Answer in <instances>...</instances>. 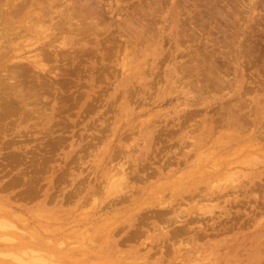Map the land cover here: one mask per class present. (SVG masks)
<instances>
[{
	"label": "rangeland",
	"instance_id": "obj_1",
	"mask_svg": "<svg viewBox=\"0 0 264 264\" xmlns=\"http://www.w3.org/2000/svg\"><path fill=\"white\" fill-rule=\"evenodd\" d=\"M3 2L0 264H264V0Z\"/></svg>",
	"mask_w": 264,
	"mask_h": 264
},
{
	"label": "bare ground",
	"instance_id": "obj_2",
	"mask_svg": "<svg viewBox=\"0 0 264 264\" xmlns=\"http://www.w3.org/2000/svg\"><path fill=\"white\" fill-rule=\"evenodd\" d=\"M4 0H0V8L2 7V5L4 4V2H3ZM49 0H44V2H46L47 3V5H46V10H42V7H43V4L39 7V9H40V11H42V12H47V11H50V9H51V0L48 2ZM141 1V0H140ZM31 2V1H30ZM151 2V1H150ZM150 2H148V3H150ZM19 3H21V2H19ZM101 3V2H100ZM145 3H147V2H145ZM263 3V2H262ZM13 5V4H12ZM30 6L32 5L31 3L29 4ZM147 5V4H146ZM229 5V4H228ZM21 6V5H20ZM34 6V5H33ZM67 6V5H66ZM101 6V5H100ZM157 6V5H156ZM17 7H19V5H17L16 4V8ZM65 7V6H64ZM192 7H193V5H192ZM22 8H24V6L22 7ZM21 8V9H22ZM2 9V8H1ZM18 9H20V8H18ZM139 9V8H138ZM148 9H150V8H148ZM157 9V8H156ZM159 9V8H158ZM210 10H211V8H209ZM16 10V9H15ZM141 10V9H140ZM215 10V9H214ZM19 11V10H18ZM16 11L18 14H19V12L21 13V11ZM22 11H24L23 9H22ZM62 11V10H61ZM81 11V10H80ZM13 12H15L14 10H13ZM75 12V11H74ZM73 12V13H74ZM1 14H2V17H1V21H3L2 22V24H0V40L2 41V42H0V43H4V45H1V47L0 48H2V52L0 53V67H2V74L3 73H5V75L3 76L4 77V81H6L5 82V84L7 83V81H11L12 79H14L15 78V76H16V74H20V73H16V71L15 70H13L16 66H18L19 67V65H21L20 64V62H19V65H18V63H14V64H12V65H10V62H13V61H15V60H17L16 58V53H18L17 51H15L14 53H15V55L13 54V51L15 50V48H12V47H10L11 45H10V43H13V41H15V40H22L23 38H26L27 36H28V34L32 31V27L35 25V23L36 22H38L39 21V19H41L40 17H38V16H35V15H33V13L31 12V10L29 11H25L23 14H21L20 16L21 17H24L26 20L25 21H27L26 23H20V22H23V21H20L18 24H16V26H11V24L9 25L5 20H9L8 18H6L7 16H9V13L4 9H2L1 10V12H0ZM51 13V12H50ZM56 13H58V12H56ZM78 13V12H77ZM124 13V12H123ZM218 13V12H217ZM216 13V14H217ZM12 14V13H11ZM14 14V13H13ZM62 14V13H61ZM60 14V15H61ZM75 14V13H74ZM134 14V13H133ZM73 15V14H72ZM222 14H220V16H221ZM47 16H49V15H47ZM46 16V17H47ZM144 16V15H143ZM147 15H145V17H146ZM223 16V15H222ZM16 17H17V14H16ZM38 17V18H37ZM53 17V16H52ZM56 17V16H55ZM103 17V16H102ZM120 17V16H119ZM60 18V17H59ZM84 18V17H83ZM148 18V17H147ZM151 18H152V16H151ZM195 18V17H194ZM43 19V18H42ZM80 19V18H79ZM85 19V18H84ZM137 19V18H136ZM211 19V18H210ZM46 20H48V18L46 19ZM49 20H52V18H49ZM141 20V19H140ZM139 20V21H140ZM142 20H143V18H142ZM61 21L63 22V20L61 19ZM81 21V20H80ZM82 21H83V19H82ZM129 21V20H128ZM136 21V20H135ZM53 22H54V20H53ZM61 22V23H62ZM66 22V21H65ZM125 22V21H124ZM131 22V21H130ZM193 22V21H192ZM196 22V21H195ZM55 23V22H54ZM59 23V22H58ZM57 23V24H58ZM121 23V22H120ZM128 23V22H127ZM132 23V22H131ZM152 23V22H151ZM191 23V22H190ZM198 23V22H197ZM41 24H42V22H41ZM67 24V23H66ZM138 24V23H137ZM149 24V23H148ZM189 24V23H188ZM193 24V23H192ZM196 24V23H195ZM56 25V24H55ZM60 25V23L58 24V26ZM94 25V24H93ZM129 25V24H128ZM51 26H52V23H51ZM61 26H63L62 24L59 26V27H57V29L56 30H62L63 29V27L61 28ZM68 26V25H67ZM82 26V25H81ZM123 26H124V24H123ZM127 26V25H126ZM125 26V27H126ZM150 26V25H149ZM188 26V25H187ZM53 27V26H52ZM128 27V26H127ZM138 27H140V26H138ZM190 27V26H189ZM47 28V27H46ZM133 28V27H132ZM127 29V28H126ZM52 30V29H51ZM119 31V30H118ZM152 31V30H151ZM133 32V31H132ZM137 32V31H136ZM34 33V32H33ZM149 33V32H148ZM215 33V32H214ZM31 34V33H30ZM35 34H37V31H36V33ZM61 34V33H60ZM150 34V33H149ZM153 34V33H152ZM156 34V33H155ZM34 35V34H33ZM139 35V34H138ZM31 36V35H30ZM39 36V35H38ZM38 36H36V38L38 37ZM197 36V35H196ZM62 37V36H61ZM151 36L149 35V37L148 38H150ZM227 37V36H226ZM35 38V39H36ZM46 38V37H45ZM45 38H43V43H41L40 45H42V47H45L44 49H45V51H47V50H49V49H51V48H53V50H54V48H57L58 49V47L57 46H54L53 45V47H51L52 45H51V43H52V41H54V39L53 40H50V41H48V40H45ZM190 38V37H189ZM32 39V38H31ZM34 39V40H35ZM47 39V38H46ZM228 39V38H227ZM25 40H28V39H24L23 41H25ZM30 40V39H29ZM214 40V39H213ZM23 41H22V43H23ZM37 41V40H36ZM35 41V42H36ZM42 41V40H41ZM20 42V41H19ZM30 42V41H29ZM27 43V42H26ZM62 43V42H61ZM18 44V43H17ZM33 44V43H32ZM32 44H31V46H32ZM39 44V43H38ZM55 44V43H54ZM19 45H21V44H19ZM35 45V44H34ZM57 45H58V42H57ZM61 44H60V41H59V46H60ZM64 45V44H63ZM14 47V46H13ZM24 47V43H23V46H22V48ZM26 47V46H25ZM30 47V46H29ZM34 47V46H33ZM35 47H36V45H35ZM28 48V47H27ZM26 48V49H27ZM249 48V47H248ZM41 49H43V48H40V50ZM201 49V48H200ZM20 50V49H19ZM30 50V49H29ZM28 50V53L30 52ZM36 50H38V49H36ZM20 51H22V50H20ZM23 51H24V49H23ZM22 51V52H23ZM26 51V50H25ZM32 51V50H31ZM35 51V50H34ZM44 51V50H43ZM45 51L43 52V53H45ZM64 51H66V50H64ZM196 51V50H195ZM48 52V51H47ZM57 52V51H56ZM59 52V51H58ZM57 52V53H58ZM208 52V51H207ZM210 52V51H209ZM213 52H214V50H213ZM20 53V52H19ZM31 53V52H30ZM40 53V52H39ZM60 53V52H59ZM227 53V52H226ZM21 54V53H20ZM27 54V53H26ZM25 54V55H26ZM34 54H35V52H34ZM52 54V53H51ZM50 54V55H51ZM211 54H212V51H211ZM217 54H219V53H217ZM18 55V54H17ZM24 55V54H23ZM36 55V54H35ZM37 55H40V54H37ZM222 55H223V53L221 54V57H222ZM21 56V55H20ZM19 56V58H20V60H21V58H23V56L22 57H20ZM230 56V55H229ZM29 57H30V55H29ZM207 57V56H206ZM220 57V56H219ZM19 58H18V60H19ZM37 58V57H36ZM210 58V57H209ZM211 58H213V56L211 57ZM34 59V60H33ZM39 59V58H38ZM44 59H45V57H44ZM205 59V58H204ZM207 59V58H206ZM22 60H24V61H27L28 62V64L31 66V67H33L34 69H39V71L41 70L42 72H47L46 70H44V69H42V68H40V65L42 64H38V62H37V59L35 60V56L33 57V58H24V59H22ZM48 60V59H47ZM46 60V61H47ZM49 60H51V58L49 59ZM190 59H188V61H189ZM53 61V60H52ZM16 62H18V61H16ZM185 62V61H184ZM198 62V61H197ZM7 63H9V65H7ZM196 63V62H195ZM191 64V63H190ZM28 65V66H29ZM11 66V67H10ZM25 66V65H24ZM23 66V67H24ZM43 66H44V64H43ZM187 66V65H186ZM193 66V65H192ZM11 68V69H10ZM50 68V67H49ZM16 69V68H15ZM25 69V68H24ZM27 69H28V67H27ZM200 70H202V69H200ZM25 71V70H24ZM17 72H19V71H17ZM189 73V72H188ZM186 74V73H185ZM214 74V72L212 73V75ZM204 76H205V74H203ZM215 75V74H214ZM2 76H0V79H2ZM185 76V75H184ZM202 77V76H201ZM219 77V76H218ZM200 79V78H199ZM211 79V78H210ZM2 80H0V82H1ZM3 81V82H4ZM16 82V81H15ZM19 82V81H18ZM5 84L4 83H0V85L2 86V87H4L5 86ZM22 84H24L23 82H22ZM195 84V83H194ZM197 84V83H196ZM4 85V86H3ZM0 86V87H1ZM13 86V85H12ZM16 86V85H15ZM1 87V88H2ZM8 87V86H7ZM6 86L4 87L5 88V90H6V88H7ZM4 88H2L1 90H3ZM13 89H15V88H13ZM9 90H11L10 89V87H9ZM28 90V89H27ZM35 91V90H34ZM1 92V91H0ZM4 92H6V91H4ZM13 92H14V90H13ZM3 93V92H2ZM32 93V92H31ZM33 94V93H32ZM5 95H7V92H6V94ZM9 95V94H8ZM11 95V94H10ZM16 95V94H15ZM19 96H17L18 98L20 97V94H18ZM26 95V94H25ZM30 95V94H29ZM13 96V95H12ZM22 97H23V95L21 96V99H22ZM4 98V97H3ZM5 98H8L7 96H5ZM4 98V99H5ZM13 98H15V96H13ZM24 98V97H23ZM3 99V100H4ZM8 99H10V100H13V99H11L10 97L8 98ZM20 98H19V100H21ZM0 100L2 101V99L0 98ZM10 100H8V102L10 101ZM19 100H17V101H19ZM22 101H23V99H22ZM20 102V101H19ZM18 102V103H19ZM2 103V102H1ZM1 103H0V105H1ZM7 103V102H6ZM11 103H16V101H15V99H14V101H11ZM10 103V104H11ZM8 104V103H7ZM28 104L29 103H27V106H28ZM17 105V104H16ZM24 105H26V104H24ZM4 106V105H3ZM23 106V105H22ZM4 108V107H3ZM2 108V109H3ZM22 108H25L24 106L22 107ZM1 109V110H2ZM4 110V109H3ZM2 110V111H3ZM7 110V109H6ZM6 110H5V112H6ZM12 110H14V109H12ZM11 110V111H12ZM19 110V109H18ZM27 110H28V108H27ZM26 110V111H27ZM23 111V110H22ZM25 111V110H24ZM25 111V112H26ZM32 112V111H31ZM2 113H4V111L2 112ZM7 113H9V112H7ZM14 113V112H13ZM17 114H18V112H17ZM24 114V113H23ZM28 114V113H27ZM31 114V113H30ZM6 115V114H5ZM9 115V114H8ZM11 115H13V114H11ZM14 116V115H13ZM23 116V115H22ZM27 116V115H26ZM30 116V115H29ZM8 117V116H7ZM17 119V118H16ZM21 119V118H20ZM26 119V118H25ZM29 119V118H28ZM2 120V119H1ZM1 124V123H0ZM4 124V123H3ZM6 126V125H5ZM5 128V127H4ZM1 221V220H0ZM8 225V224H7ZM10 225H12L11 223L8 225V226H10ZM6 226V224H4V223H2V221L0 222V229L1 228H4ZM8 228V227H7ZM12 228V227H11ZM6 237V236H5ZM1 238H2V236H1ZM8 255V254H7ZM11 255H13L12 253H11ZM10 255V256H11ZM11 258H14L13 256L11 257ZM18 258H20V256L18 257ZM17 258V259H18ZM31 259V258H30ZM30 259H29V262H30ZM28 260V259H27ZM35 260V259H34ZM14 261V260H13ZM20 261H22V259L20 260ZM33 261V260H32ZM16 262H17V260H16ZM20 263V262H19ZM24 263V262H23ZM34 264V263H33Z\"/></svg>",
	"mask_w": 264,
	"mask_h": 264
}]
</instances>
